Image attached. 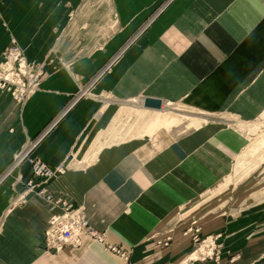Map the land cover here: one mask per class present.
Wrapping results in <instances>:
<instances>
[{
    "label": "crops",
    "instance_id": "obj_1",
    "mask_svg": "<svg viewBox=\"0 0 264 264\" xmlns=\"http://www.w3.org/2000/svg\"><path fill=\"white\" fill-rule=\"evenodd\" d=\"M118 3L137 16L100 20V6L114 12L115 0H0V60L16 44L43 63L25 100L0 90V264H123L86 234L77 247L44 246L59 208L26 190L32 158L67 165L46 188L127 251V264H264V204L230 214L205 200L248 141L226 123L251 122L264 108V0ZM135 26L143 29L118 64L83 90ZM52 56L69 65H48ZM145 97L186 107L201 125L131 135L126 109H150ZM192 221L202 237L216 236L218 261L193 258L184 234Z\"/></svg>",
    "mask_w": 264,
    "mask_h": 264
},
{
    "label": "rangeland",
    "instance_id": "obj_2",
    "mask_svg": "<svg viewBox=\"0 0 264 264\" xmlns=\"http://www.w3.org/2000/svg\"><path fill=\"white\" fill-rule=\"evenodd\" d=\"M118 1L120 0H115L116 8L114 12H108V10L102 9L100 6L98 18H100V20L102 18L105 20L110 18V21L112 20V22H115V25H117L118 19H121L122 21L130 15L136 14L137 16L138 12L121 11L118 9ZM116 29L123 28L120 27ZM130 29H134L133 34L126 38V40L116 49L114 55L111 56L90 79L86 80L87 83L83 90L89 87L93 82L97 81V79L101 78L103 74L105 75L106 73H109L112 68L118 64L124 52L135 42L143 27L139 28L138 26H135ZM82 30L83 33H85L86 26H84ZM84 38L85 37L82 39ZM24 62L25 67L30 64L33 68L30 76L34 80V86L31 90V92H33L43 76V63L34 61L28 62L25 59ZM47 64L52 66L69 65L60 57L53 56L52 58H48ZM27 77L29 76H25V79ZM22 78L25 80L23 76ZM90 88H88V93L90 92ZM30 93H28V95ZM126 110H130V113L126 115L129 119H126L125 126L129 124L131 130L135 129V132L131 133V135L147 134L161 125L180 133L195 129L201 125L200 122L194 121L196 120L195 118L186 117V114L192 112L190 109L182 106L163 105L159 110L134 108H127ZM119 114L122 113L120 112ZM139 120L144 122H141V126H137L138 124H136ZM226 124L235 125L243 130L248 136V141L243 150L235 157L231 171L210 191L205 200H208L209 204L215 210H224L233 214L241 209L256 205L257 202L264 204V108H262L260 114L251 122ZM226 124L221 123L216 125ZM121 126V124L118 125L117 129L120 127V130H122ZM196 224L200 230L197 221ZM202 239H206V242L201 243L200 240ZM193 244L196 251L193 253L194 259L205 258V260L210 259L212 261H218L220 259V245L216 242V236L202 237L199 233V241L193 242ZM203 255H207V257ZM230 259H234V256H231Z\"/></svg>",
    "mask_w": 264,
    "mask_h": 264
},
{
    "label": "built area",
    "instance_id": "obj_3",
    "mask_svg": "<svg viewBox=\"0 0 264 264\" xmlns=\"http://www.w3.org/2000/svg\"><path fill=\"white\" fill-rule=\"evenodd\" d=\"M0 61V90L10 93L16 101H23L31 92L34 86V80L30 77L32 66L28 64L25 67L23 52L16 44L6 47L2 52ZM22 76L25 79L23 80ZM31 178L26 183V190H35L36 194L44 198L48 203L58 206L59 212L52 214L49 218L46 228L43 231V244L49 250L54 252L62 250L66 246L77 247L81 243L83 235H89L94 240L100 242L106 249L116 254L123 262L127 264L128 253L115 245H111L104 240L101 232L89 225L88 219L79 206L62 199L53 198L45 183L56 175L63 174L67 165L58 164L51 168L47 163L39 158L30 160ZM184 234H190L193 242L199 241V228L196 221L187 228ZM171 241V235L158 240L163 246ZM205 243L206 239L200 240ZM207 257V255H203ZM205 260V258H201Z\"/></svg>",
    "mask_w": 264,
    "mask_h": 264
},
{
    "label": "water",
    "instance_id": "obj_4",
    "mask_svg": "<svg viewBox=\"0 0 264 264\" xmlns=\"http://www.w3.org/2000/svg\"><path fill=\"white\" fill-rule=\"evenodd\" d=\"M161 100L158 98L145 97L143 99V106L150 109H161Z\"/></svg>",
    "mask_w": 264,
    "mask_h": 264
}]
</instances>
